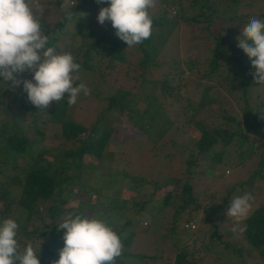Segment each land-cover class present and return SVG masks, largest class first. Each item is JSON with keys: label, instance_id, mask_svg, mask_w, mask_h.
Wrapping results in <instances>:
<instances>
[{"label": "trees", "instance_id": "trees-1", "mask_svg": "<svg viewBox=\"0 0 264 264\" xmlns=\"http://www.w3.org/2000/svg\"><path fill=\"white\" fill-rule=\"evenodd\" d=\"M74 1L79 8L85 10L107 6V4H97L96 0ZM156 1L160 4L161 12L158 15L150 14V16L153 21L152 27H158L159 33L152 32L151 37L141 44L128 47L126 42L115 35L116 30L112 26L99 32L85 27L69 38L65 52H70L75 62L81 65L79 73L85 77L84 79L91 77L98 83L101 81L104 83L105 73L100 71V67L102 65L103 67H114L116 64L126 63L127 50L135 52L137 64L142 68L139 75L140 90L144 94L137 96L130 91L116 89L114 93L105 97L106 106L89 125L66 117L67 94L61 101H53L49 109H40L28 101L22 84L18 88L17 85L2 81L0 77V114L2 115V121H0V222L5 218L18 221L21 234L29 237L28 243H32L37 255H40L41 264H53L59 259V250L64 246V241L62 244L61 240L63 231L58 230V223L55 224L53 220L65 211L62 205L72 194L70 185L80 179V166L84 155L96 159L101 158L110 137L116 134L113 125L106 123L108 122L107 116L110 114L111 123L122 127L125 126V121H138L141 128L146 127L144 130L148 138L155 136L154 141L161 139L165 132L173 129L171 116L163 111V106L167 105L169 110H172L176 103H180L181 106L180 83L174 81V77L173 79L168 77L167 73L154 81H147L144 78L149 68L159 66L156 57L159 47L167 38V35L163 33L164 26L162 25L169 22L174 26L177 23V19L167 17L170 7H176L178 18L190 24L203 22L206 30L209 31L214 26L215 29L210 31L212 44L205 48L211 53L210 58L205 61V77L218 81V89L227 88L228 92L233 91V93L239 91L234 96H237V100L243 103L239 113L236 115L228 113V108L220 105L218 89L214 94V86L208 81L204 84L199 100L191 108L193 111L191 118L200 116L197 118L198 121L192 125L197 134L196 140L192 143L193 146L192 144L186 145L185 172L180 173L182 175L178 174L174 180V184L181 186L180 194L183 204L177 207L173 224L180 220V213L186 207L194 205L195 208H199L191 179L199 166L204 165L208 168L202 175L205 179H208L207 174L214 171L217 165L206 162L216 143H220L222 149H225L235 139L234 141L241 146V143L249 137L245 135L244 129L259 134L262 140L258 147L254 148V153L256 152L260 158L259 169L255 174H260L263 170L264 93L260 101L256 98L251 101L250 88L257 84L250 75L254 69L249 57L237 46V37L241 35V29L249 23L251 18L264 19V14L257 12L247 14L249 18L245 19V14L238 12L239 7L253 8V5L264 0H191L189 3L184 2L185 0ZM47 3L57 10L62 0H51ZM62 12L66 13L64 10ZM59 15V19L51 26H44L42 22L41 24L44 33L49 36V46L54 47L57 53H64L61 52L58 41L61 30L67 22V16L62 13ZM193 65L192 60L187 62V67ZM21 75H27L26 79H31L33 73L25 72ZM95 81H93L94 84H96ZM97 96L98 94L95 93V97ZM138 98L145 103L141 109L138 108ZM11 101L13 104L10 103ZM214 104L216 107L212 106ZM182 108H187V105ZM183 109H175V112L178 110L176 113H179ZM29 116L30 119L26 122ZM238 116H241L239 121H237ZM227 122L228 128L223 129V123ZM47 123L54 127L56 132L53 137L59 140L54 147L50 148L42 147L41 142L45 135L43 128L47 127ZM37 136L41 139H37ZM249 149L252 150L253 147ZM239 153L247 155L244 151ZM220 157V153H215L214 159L219 161ZM260 176L263 177L262 174ZM253 177L251 175V178ZM246 182L248 179L244 181L245 184ZM241 185L240 183L237 186L234 185L231 190L239 189L246 193L247 188L241 189ZM164 186L167 190L163 201L169 204L175 195L173 190L169 189L171 185L164 183ZM17 190H19L18 193ZM222 200L227 201L228 195ZM109 204L107 203L110 207L108 211L107 207L103 211V217L108 225L112 224L113 219L120 222L121 218H124L122 225L126 226L133 222L135 216L141 214L144 208L148 207L147 201H131L130 209L128 201L124 203L117 197H113ZM93 208H95L93 203L77 207V214L89 212ZM127 209L133 210L131 216H129L130 212L125 213ZM109 212H113L114 215L111 216ZM46 219L52 220V223L45 224ZM192 219L196 218L189 212L183 216V223L180 226L184 232H188V238L179 244V250L172 264H197L193 249L199 241L195 237L197 229L200 230L199 223L196 219L197 226L193 230L184 226ZM202 220L204 223L208 221L214 224L213 219L205 217ZM175 227L176 225L171 227L172 231ZM239 228H243V231L239 230L242 241L246 242L264 260V203L252 209ZM114 230L120 236L123 246L121 255L115 259V264H127V260L122 257L134 256L126 249L131 242L132 233L123 237L120 229ZM46 234L49 235V240L40 243L39 237ZM211 234L212 236L218 234L217 227H214ZM17 240L22 251L27 244H23L20 238ZM229 244L225 243L226 246ZM206 246L209 247V243H206ZM154 257L149 256V259L153 260Z\"/></svg>", "mask_w": 264, "mask_h": 264}, {"label": "rangeland", "instance_id": "rangeland-1", "mask_svg": "<svg viewBox=\"0 0 264 264\" xmlns=\"http://www.w3.org/2000/svg\"><path fill=\"white\" fill-rule=\"evenodd\" d=\"M47 1L51 0H40L43 12L41 22L44 26H51L59 19V14L67 15L62 12L64 9L61 8V5L56 10ZM187 1L189 3L191 0H185L184 2ZM171 5L173 6V4ZM100 9V7L94 10L81 9L77 6V3L73 6L72 18L68 19L67 17V22L60 33L58 45L61 52H65L67 49L71 35L85 27L94 32L111 28L110 22H106L103 26L98 23L97 16ZM160 12V4L156 1L155 7L149 9V14L158 15ZM238 12L245 14V19L249 18L247 14L256 12L264 14V1L256 3L253 8L239 7ZM177 13L176 7H170L167 17L177 19V23L174 26L169 22V24L164 23L162 25L164 26L163 33L167 35V38L159 47L158 56L156 57L159 66L149 68L144 74L147 81H154L162 78L167 73L168 77L171 79L174 77V81L180 83L181 106L180 103H176L172 110H169L167 105L163 106V111L171 116L173 129L165 132L161 139L154 141V135L151 138L147 137L144 130L146 124L145 128H141L138 121H125V126L122 127L116 123H111L109 114L106 123L113 125L116 134L110 137L101 158L96 159L84 155L80 166V179L75 180L70 185L72 194L68 196L62 205L65 211L53 222L59 224L68 214H77V207H84L91 203L95 205V208L80 214L106 221L103 217V211L105 207L108 211L110 207L107 206V203L109 204L113 197H117L120 201L123 200L124 203L128 201L130 209L131 201H147L148 207L144 208L141 214L136 215L133 222L124 226L122 225L124 218H121L120 222L113 219L112 224L109 225L113 229H120L121 233L123 232V237L132 233L131 242L126 249L134 256L122 257L127 260V264H172L174 256L179 250V244L188 238V232H184L180 226L186 212L191 213L199 223L200 230L197 229L195 232V237L199 241L196 248L193 249L197 264H264V260L260 258L258 253L242 241L239 230L235 232L232 230L236 226L234 220L227 218L225 215L230 201L236 196L245 194L243 190H231L232 186H237L239 183L242 184L241 189L247 188L246 193H251L254 197L250 202L251 209L249 212L258 204L264 203V166L263 170L260 171L263 177L259 173L255 174L256 170L259 169L258 162L260 158L256 152L254 153V148L258 147L262 140L259 134L244 129L245 135L249 137L241 143V146L233 139L225 149H222L220 143H216L212 147L206 163L217 165L214 171L207 174L209 175L208 179H205L202 175L206 173L208 168L204 165L199 166L191 179L192 189L199 208H195L194 205L186 207L180 213L181 215L179 214L180 220L175 221V224H173L175 211L179 205L183 204L180 194L181 186L174 184V180L178 177V174L182 175L185 172L184 153L187 151L186 145L195 142L197 134L192 125L200 117L197 115L191 118L193 112L191 108L199 100L201 90L204 84L207 83L206 81L214 86V94L217 93L218 89V81L205 77V61L211 55L209 50L205 48L210 47L212 44L210 31L215 29L214 26L211 27L210 31L206 30L203 22L190 24L188 21L179 19ZM152 32L159 33L158 27H152ZM126 56V63L116 64L114 67H103V65L100 67V71L105 73L104 83L102 81L98 83L91 77L84 79L85 77L78 73L80 79L75 81V84L84 83L89 88L90 94L85 96L81 92L77 103L74 105L67 102V118L89 125L98 116L100 110L106 106L105 97L114 93L116 89L130 91L137 96L144 94L140 90L141 78L139 75L142 68L137 64L135 52L127 50ZM189 60H192L194 65L187 67ZM26 78H28L27 75L19 76L21 80ZM223 87L226 88V86ZM218 91L220 93V105L228 108V113L235 115L239 113L243 103L241 100H237V96H234L239 91L235 93L233 91L228 92L227 88L225 90L220 88ZM95 93L98 94L97 97H95ZM263 93L264 85L257 83L250 88L251 101L255 98L260 101ZM211 97L215 100L213 96ZM139 99L137 101L138 108L141 109L145 103ZM10 103L13 104V101ZM186 105L187 108L183 109L182 107H186ZM212 106L216 107L215 104ZM179 108L183 110L176 113ZM175 109L178 110L175 112ZM175 113L178 115L177 117ZM113 114L115 115V112ZM1 116L0 114V121H2ZM42 116L45 117L46 115ZM240 118L241 116H238L237 121ZM29 119L30 116L26 119V122ZM222 127L227 129L228 122L223 123ZM43 130L45 135L41 140L42 147H54L59 141L53 137L56 130L49 123ZM37 139H41L40 136H37ZM250 147H253V149H249ZM240 151L250 152L247 155H240ZM215 153H220L219 161L214 159ZM43 157L47 158L48 156ZM251 175L254 177L251 178ZM247 179L248 182L245 184L244 181H247ZM164 183L172 186L169 189H172L175 195L169 204L163 201L167 190ZM18 191L16 192L18 193ZM227 195L228 200L223 201L222 199ZM130 209L125 210V213L129 214L130 212L129 216L133 213V210ZM112 213H110L111 216L114 215ZM205 217L213 219L214 224L208 221L204 223L202 219ZM51 223L52 220H45V224L49 225ZM175 225L176 227L172 231L171 227ZM214 227H217L218 234L212 236L211 231ZM16 238H20L23 244L29 242V237L21 234L20 227ZM49 238V235L46 234L43 237L40 236L38 240H40V243L47 242ZM61 240L63 244V238ZM206 243H209V247L206 246ZM225 243L230 244L226 246ZM149 256L155 257L152 260L149 259Z\"/></svg>", "mask_w": 264, "mask_h": 264}, {"label": "clouds", "instance_id": "clouds-1", "mask_svg": "<svg viewBox=\"0 0 264 264\" xmlns=\"http://www.w3.org/2000/svg\"><path fill=\"white\" fill-rule=\"evenodd\" d=\"M107 4L98 13L100 25L110 22L115 35L128 47L141 44L152 35L153 21L149 9L156 0H96ZM74 0H62L61 8L72 18ZM70 10V11H67ZM39 13V15H38ZM43 16L40 0H0V77L11 85H23L30 103L47 109L53 101H61L67 94L70 105L77 103L83 92L90 94L80 79L81 65L70 52L57 53L49 46V36L42 30ZM237 46L249 57L254 71L250 73L259 85H264V19L251 18L237 37ZM32 72L31 79L19 76ZM251 193L234 197L226 209L227 218L236 224L233 231H243L240 222L251 209ZM19 223L5 218L0 222V264H41L32 243L21 251L17 240ZM58 230L63 231L64 246L53 264H115L122 253L117 232L103 219L84 214H68Z\"/></svg>", "mask_w": 264, "mask_h": 264}, {"label": "built area", "instance_id": "built-area-1", "mask_svg": "<svg viewBox=\"0 0 264 264\" xmlns=\"http://www.w3.org/2000/svg\"><path fill=\"white\" fill-rule=\"evenodd\" d=\"M185 227H188L189 229L193 230L196 228L197 224H196V219H192V220H189L187 221L185 224H184Z\"/></svg>", "mask_w": 264, "mask_h": 264}]
</instances>
